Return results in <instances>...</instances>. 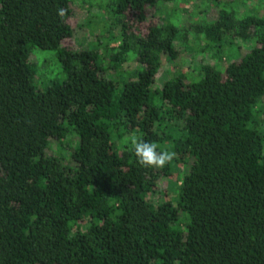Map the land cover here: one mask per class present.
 I'll use <instances>...</instances> for the list:
<instances>
[{
	"label": "trees",
	"instance_id": "obj_1",
	"mask_svg": "<svg viewBox=\"0 0 264 264\" xmlns=\"http://www.w3.org/2000/svg\"><path fill=\"white\" fill-rule=\"evenodd\" d=\"M163 1L110 0L114 44L73 49L72 0H0V264H264V0L241 14L212 0L217 16L186 27L202 52H245L159 86L179 55ZM34 48L64 76L39 87ZM127 61L142 67L105 76ZM133 138L173 160L142 166ZM176 164L175 195L154 200Z\"/></svg>",
	"mask_w": 264,
	"mask_h": 264
},
{
	"label": "rangeland",
	"instance_id": "obj_2",
	"mask_svg": "<svg viewBox=\"0 0 264 264\" xmlns=\"http://www.w3.org/2000/svg\"><path fill=\"white\" fill-rule=\"evenodd\" d=\"M110 0H72V14L69 18V23L73 26V35L70 38L63 40L62 45L67 48L80 49L86 48H99L101 44L96 43L99 39L101 43L110 42L114 44V40L109 37L117 32L115 28L110 30L114 22L110 19L108 13L110 10ZM225 2V0H222ZM229 1V0H226ZM261 5V0H232L229 2V6L226 9L235 11L237 14L249 13L253 9H257ZM219 6L212 0H172L170 2L160 3V15L165 19H169L175 23L178 27V33L176 42L179 50L178 64L175 60L162 59L160 71L157 75L156 84H160L167 78L172 76L174 73L172 67L177 66L183 72H191V66L196 62H218L221 66L227 64L233 60H236L240 55L245 52L246 48L242 47L241 51L236 44L223 43L222 45L216 46V50L209 51V53L203 51V41H196L199 36L194 33L193 30L187 28L190 24L193 25L196 21L205 23L207 20L214 19L217 16ZM148 16L154 20L156 17L151 16L149 11ZM159 19H161L159 17ZM184 26V27H182ZM118 28V27H117ZM119 30V28H118ZM116 35V34H114ZM109 36V37H108ZM202 37V36H200ZM118 38L116 37L114 39ZM188 41V42H187ZM213 46V45H212ZM52 50H42L40 48H34L32 55L34 61L40 66L39 73L40 77H36L35 82L39 87L45 86L51 78L63 77L60 60L54 56ZM213 56V57H212ZM168 66L170 68H168ZM142 66L138 65L137 62L127 61L121 66V74H117L113 70L105 73L106 77L120 79L124 76V72L141 69ZM223 67V66H222ZM177 68V69H178ZM125 69V70H123ZM123 70V71H122ZM135 70V71H136ZM115 72V73H114ZM261 117H264L262 113ZM264 127V125H263ZM173 133H175L173 131ZM76 139H73L75 141ZM56 152L55 144L51 152ZM65 159L69 160L68 149L63 152ZM186 167H182L180 164L174 165L175 173L173 179L162 178L159 184V190L155 193L154 200L160 198H171L175 195L177 189L178 176L183 173Z\"/></svg>",
	"mask_w": 264,
	"mask_h": 264
},
{
	"label": "clouds",
	"instance_id": "obj_3",
	"mask_svg": "<svg viewBox=\"0 0 264 264\" xmlns=\"http://www.w3.org/2000/svg\"><path fill=\"white\" fill-rule=\"evenodd\" d=\"M131 144L138 163L145 167L162 169L174 158L173 152L167 149H160V147L153 142L133 138Z\"/></svg>",
	"mask_w": 264,
	"mask_h": 264
}]
</instances>
